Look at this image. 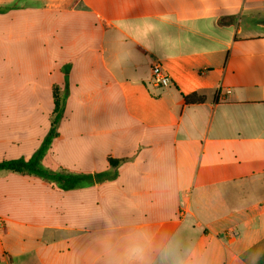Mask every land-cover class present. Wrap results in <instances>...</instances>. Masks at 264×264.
<instances>
[{"label": "crops", "instance_id": "0c3cea01", "mask_svg": "<svg viewBox=\"0 0 264 264\" xmlns=\"http://www.w3.org/2000/svg\"><path fill=\"white\" fill-rule=\"evenodd\" d=\"M0 8V162L38 150L53 89L66 82L41 165L104 174L59 190L1 171L0 264H105L104 237L136 229L157 240L178 233L209 264H248L264 251V0H0ZM162 14L181 22L140 43L115 28ZM155 64L171 85L155 84ZM190 94L204 101L186 103ZM149 259L159 264L158 253Z\"/></svg>", "mask_w": 264, "mask_h": 264}, {"label": "clouds", "instance_id": "9594fccd", "mask_svg": "<svg viewBox=\"0 0 264 264\" xmlns=\"http://www.w3.org/2000/svg\"><path fill=\"white\" fill-rule=\"evenodd\" d=\"M177 22L181 21L170 14H162L156 19H119L115 21V28L122 35L140 43L164 26ZM130 54L125 50L119 58H126ZM101 247L105 264H152L149 256L154 252L158 253L159 264H209L206 253L197 247L187 246L178 233L164 235L157 240L150 231L136 229L121 238L111 235L104 237ZM262 261L264 251L257 250L249 257L248 264H261Z\"/></svg>", "mask_w": 264, "mask_h": 264}, {"label": "trees", "instance_id": "16d2710c", "mask_svg": "<svg viewBox=\"0 0 264 264\" xmlns=\"http://www.w3.org/2000/svg\"><path fill=\"white\" fill-rule=\"evenodd\" d=\"M64 89L60 91L57 88L53 89V113L50 120V129L48 134L43 139L38 150L29 159H15L6 160L0 162V172H11L17 174H26L41 178L59 190H71L79 187H86L96 182L104 180V174H95L94 176H74L65 172H53L45 169L41 165V160L53 139H55L57 134L58 123L61 119L63 107L66 99L67 84L65 82ZM186 103H201L204 101L203 96H197L196 94H190L188 96H183ZM119 161L109 159V163L115 166ZM111 178H114L111 177Z\"/></svg>", "mask_w": 264, "mask_h": 264}, {"label": "built area", "instance_id": "2783aa9c", "mask_svg": "<svg viewBox=\"0 0 264 264\" xmlns=\"http://www.w3.org/2000/svg\"><path fill=\"white\" fill-rule=\"evenodd\" d=\"M151 71H152L153 80L156 85L160 87H167L171 85L170 77L161 70L160 65L158 64L153 65ZM0 227H1V222H0Z\"/></svg>", "mask_w": 264, "mask_h": 264}, {"label": "rangeland", "instance_id": "374dc122", "mask_svg": "<svg viewBox=\"0 0 264 264\" xmlns=\"http://www.w3.org/2000/svg\"><path fill=\"white\" fill-rule=\"evenodd\" d=\"M6 8H0V13H4V10H5ZM43 167V166H42Z\"/></svg>", "mask_w": 264, "mask_h": 264}]
</instances>
